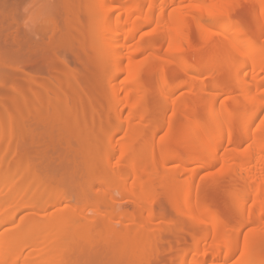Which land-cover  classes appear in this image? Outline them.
<instances>
[{
    "label": "bare ground",
    "instance_id": "6f19581e",
    "mask_svg": "<svg viewBox=\"0 0 264 264\" xmlns=\"http://www.w3.org/2000/svg\"><path fill=\"white\" fill-rule=\"evenodd\" d=\"M229 8L225 0H0V174L10 164L6 160L13 159L15 166L7 171L19 179V185L12 180L3 190L9 194L0 200V227L16 222L17 213L28 209L39 218L24 221L27 234L18 226L16 233L0 240V264H152L160 250L166 254L174 249L180 252L176 264H230L237 254L234 264L257 263L256 242L262 240V231L260 241L257 232L264 218V92L255 78L264 70V45L246 35L242 21L224 18ZM260 8L253 19L258 30L264 28V5ZM187 13L212 49L187 71L229 72L233 89L240 93L236 113L243 131L238 138H227L231 118L221 113L217 97L235 90L213 84L217 94L211 93L201 110L207 116L198 110L210 117L209 130L203 128L198 111L185 115L189 148L187 157L176 163L185 167L180 166L184 177L165 171L164 183L167 159L155 153L154 144V148L147 144L151 150L146 154L133 144L139 134L136 126L142 127L134 125V118H151L143 71L163 54L160 49L152 53L148 42L136 40L142 28H155L165 35L168 54L183 64L184 45L190 44L181 27ZM115 41L119 46L113 49ZM164 73L158 72L162 104L173 110L177 90L193 83L169 87ZM127 109L130 115L123 118ZM162 124L159 132L168 134L171 125L165 130ZM70 127L81 133L77 136L70 130L76 138L56 135V130ZM97 134L105 136H100L103 143ZM159 138L160 145L166 141ZM226 140L230 146L247 143L246 149H240V156L227 153ZM219 154L223 165L228 161L229 170L239 177L233 178L229 194L240 222L233 231L194 192L197 177L213 171ZM151 170L164 186L167 182L164 194L183 226L154 224L166 213L162 215L156 205L159 195L141 182ZM127 181H132L131 187ZM112 191L131 195L130 204L140 214L129 210L133 213L129 215H139L137 221L130 217L128 223H120L121 228L116 226L124 222L128 209L122 216L114 212L119 204L115 205ZM46 194L50 200L43 203ZM176 229L187 238L181 241ZM167 244L169 248L162 251Z\"/></svg>",
    "mask_w": 264,
    "mask_h": 264
},
{
    "label": "rangeland",
    "instance_id": "374dc122",
    "mask_svg": "<svg viewBox=\"0 0 264 264\" xmlns=\"http://www.w3.org/2000/svg\"><path fill=\"white\" fill-rule=\"evenodd\" d=\"M225 1H226V5L229 6L231 9L229 8L230 12L225 13L226 15H224V18H230V19H236V20L242 21V23L245 26V29H243V30H244V32L246 31V33H247V34L246 33L245 34L247 36H253V37L257 38V40L259 39L258 40L260 42L259 44L264 45V31L262 30L264 28H262V29L260 28V30H258L259 27H258V29H256L255 26L253 25V19L255 20L254 17H257V15L260 14V13L258 14L257 10L260 12V9H261L260 7H261L262 4L264 5V0H258V2H256L255 0H225ZM259 1H261L262 4ZM258 3H260L261 5L258 4ZM257 4H258L259 7H257ZM256 7H257V10H256ZM142 14H143V16L140 15L141 17H139L141 20L143 19L145 12H143ZM184 15H186V16H185V18L183 16V21H182L181 27L183 28V30L186 33H188V35L190 37V44H185L184 45L183 55L186 58L185 62H183V64L186 63L184 65L180 61H178L173 55L168 54L167 46H166V39H165V35L163 33H160L157 30H154L155 28H151V29L142 28L137 34V40H136L137 42L138 41L148 42L150 47H151V52L153 51L152 53L158 52V50L160 49L159 53L163 54L162 55L163 59L158 61L157 59L153 58L152 61H151V64L149 65V67H147L143 71L144 80H145L144 86H143V91L146 92L148 97H150L149 111H150V114H151L150 115L151 118L149 117L150 119L147 121V120H144L140 115H137L134 118L135 120H133L135 126L139 125V124H140V126L142 124V127L145 126L143 129H141L142 127L140 128L139 126H136L137 128H139V134H138V137L135 136V138H138V139H134L133 140V141L136 140L135 143L133 142L134 147L135 148L137 147V150L140 149L141 152L144 151V153L145 152L148 153V151L151 150V149H148L147 146H149V145H147V144L150 143V145H152V147L155 145L154 146L155 148L153 147L154 150H155V153L158 156L161 155V156H164L165 159H167L166 160V165H165V167L163 169L164 173H165V174L163 173L164 176L166 175V172H167V175L168 174L170 175L172 172H174L176 175H178L177 177L181 176L180 179H183V177H184V173H183L184 171L182 170V168L185 169V167L182 166L183 164L180 165V166H182V168H180V166L176 167V163L180 164L181 163L180 159H181V161H183L184 157L185 156L187 157V155H186L187 152L186 151H188L187 148H189L188 141L186 139V137H187L186 136L187 135V127H186L187 119H186L185 115L187 114L188 116L189 115L193 116L194 115L193 111L194 112L196 111V114H197L198 110L200 112H202L201 110L204 107L203 106L204 102L206 103V101L208 100V97L210 96L211 93L215 94L217 92L216 89L219 88V85H221L220 87H222V88H223V86L225 88L228 86L229 90H232V91L235 90L232 93H231V91L228 92L229 91L228 90L227 94L224 93V92L222 93V92H220V90H218V94H220V93L223 94V95L221 94V97H220V95L217 97L218 98L217 101H218L221 113H223V114H225V115H227V116H229L231 118V120L229 121V122H231V124L229 122H227V129L228 130L227 129L225 130V134H226V136H228L227 138L231 139L230 136L231 137L235 136L234 138H238L237 137V136H239L238 134H240L241 131H243L242 128H241L242 130L240 129L241 122H239V118H238L237 113H236V112L239 111L238 102L240 101V98H237L239 91H236L237 89H233V88H235V87H233V84L235 85V83H232L231 81H229V79L232 77V76H230L229 72L226 71L227 72V75H226V74H224V72H220V71H217V70L216 71L215 70H212V71L208 70V71H203V72H199V73L195 72L193 69L187 71V66L188 65L198 66L200 60L205 55L211 53L210 50H212V49H211V47H209V45L206 46V44H204V40L202 38L203 36L200 34V31H198L199 27L196 26V24L194 23L193 19L191 17H189L190 15H188V13L184 14ZM94 17H95V15H92L88 19H90V21H91ZM88 19H87V22H90ZM140 19H138L137 22H141ZM118 46H119V44L116 41L112 43V48L113 49L117 48ZM140 59L138 58V60H140ZM159 67H161V68H159ZM159 70L165 72L164 73L165 74L164 75V79H165L166 84L169 87H173V86L176 87V86H178V85H180L182 83H187V82H188V84L190 82L193 83V85L192 84H190V86L187 85L188 86L187 88L185 87L183 89L177 90L176 97H175L176 98V100H175L176 103H174L175 105H173V107H175V109L173 108V110H171L172 109V107H171L172 105H170L169 107H164L163 106L164 104H162V100L163 99H162L161 96H162L163 92H162L161 87H160V78L158 77ZM192 76L195 77V78H193ZM259 76H257L259 78H255V79L258 80V81L260 80L259 81L260 83L258 81H257V83L260 84L261 88L263 89V90L260 89L261 92H264V70L262 71V73L259 74ZM261 80H263V81H261ZM213 84L218 86V88H215ZM225 88H223V90ZM211 90H212V92H211ZM208 92H209V94H208ZM230 98H232V101H231ZM234 99H236V100L234 101ZM238 99H239V101H238ZM164 108H165V110L167 108H169L170 110L165 111ZM204 108H206V107H204ZM161 110H162V114L165 112L164 115L160 114ZM184 111H186V112H184ZM202 113L205 114L206 111L203 110ZM202 113H200V115L202 116L201 117V123H203L202 124L203 128H205L206 131H208L209 129H208V125L207 124L209 123L208 121H210V117L206 118V116H207L206 114L207 113L205 114L206 115L205 117H204V114H202ZM129 115H130V113H129V110L127 109V110H125L123 118H126V117L128 118ZM185 119H186V121H185ZM206 119H208V120H206ZM162 120H164V121H162ZM159 122L161 124H162V122H163V124H165L164 125L165 130L167 128H169V126L171 125L170 126L171 128L167 129V131H170L168 134H165V133H167L165 131H164V133L159 132L160 131L159 126H158V125H160ZM144 123H145V125L143 126ZM168 124H169V126H168ZM257 125H258V122H257ZM70 128L69 129L66 128V129L69 130V131L65 130L67 133L63 129L56 130V135H59L60 137L64 136V135L65 136L68 135V136L73 137L74 136L73 133L74 132L76 133V132L79 131L77 128H74V127H70ZM72 128H74V129H72ZM70 130L73 133L70 132ZM140 130H141V132H140ZM145 130H146V133H144ZM148 131H150V134H149ZM64 132H65V134H64ZM68 132H70V133H68ZM185 132H186V134H185ZM54 133H55V131H54ZM80 133L81 132H78V134L76 133V135L78 136ZM147 133H148L149 136L147 135ZM141 134H143V136H140ZM164 134L167 135V136H165ZM97 135H99L98 136L99 138H101V137L105 138V136H101L100 134H97ZM122 135H124L123 132H122ZM161 135L163 136V138L164 137L166 138V139L164 138L166 141L164 140L165 142L162 143L163 145L162 144L160 145V143L158 142L160 140L159 137H161V139H163ZM118 137L120 138V136H118ZM121 137L123 138V136H121ZM73 138H76V137H73ZM104 138H101L100 139L101 141L99 140L100 143H103L102 140H104ZM232 141H237V140L234 139ZM227 142L228 141L226 140L225 141V145H224V149H223V151H227V153L231 152V153L235 154L236 156H240L239 153H241V154L243 153L240 149H242L243 151L246 149L245 148L246 147L245 144H247V143H243V142L239 141L242 144H244V147H242V145L240 147L238 145V143H234L233 146H232V143H231V146H230V143H227ZM166 149L170 150V152L166 153V151H167ZM171 149H173V150H171ZM140 150H139V152H140ZM153 151H151V152H153ZM2 152H3V150H2ZM136 152H138V151H136ZM221 153H223V152H221ZM1 154L3 155V153L0 152V155ZM199 155L202 156V153H199ZM220 155L221 154H219L218 159H217V160H219V162L218 161L215 162L217 165L214 164L213 166L216 165L215 168L213 167V169H211L213 171H209L208 170V172H211V173H208V174H207V172H205L206 174L204 172L202 173V175L205 174V175H207V177L205 175H203L204 177L202 175L197 177V180L195 181V184H194V188H195L194 190H196V191H194V192H195V194H197L196 197L198 198V200L200 202H202V204L204 206L209 207L210 209H212V211L219 218V220L224 221L225 223L230 225L231 227L230 226L229 227H230L231 230L232 229L233 230H237V228H238L237 225L239 226L240 222H239L238 217H236V215H235L236 210H234L232 208L229 194H230V191L232 189V185L234 184L233 182L238 181L239 177L238 178L235 177V174L229 170V162L228 161L223 160L224 163H225V165H223L222 158H221L222 156H220ZM1 156H0V159H1ZM12 160L13 159H11V161ZM176 160H178L179 162H177ZM6 161H9L10 164H8V162H7L4 165L5 167H7V169H5V167H3L4 170H3V172H1L2 174H0V176H2V177H0V182L2 183V186H0V200L4 199V197H2V195L6 197L9 194V192H7V195H5V193H4L5 191H3L4 189H7V188L9 189L10 188L8 183H10V185H12L13 181H14V183L15 182L17 183L19 181L18 178L15 181L14 177L12 176V174H10V175L8 174L7 170L10 167L14 168L15 165L12 166L11 165L12 163H11L10 160H6ZM8 166H10V167H8ZM173 166H175L176 168L175 169L174 168L171 169L170 167H173ZM11 170H9V171H11ZM5 171H7L6 174H4ZM3 174H4V176H3ZM154 174H155V171L151 170L150 175H147L148 178H146V176L144 175L145 178L143 176L142 177L143 180L141 179L142 183L143 182L148 183L151 186V190L159 195L158 196V202L156 201V205H158L160 207V209L157 208V207L156 208L159 209L160 212L162 211V215H165V214H163L164 212L166 213L165 217L163 216L164 220L163 219L160 220L159 218H157V220L155 219L156 221H154V224L157 225L158 223L162 222V225H163V222H164V223H167V225H169V224L171 225L173 223L172 226H174V224L175 225L177 224L176 227L179 226V224H180V227L183 226V222L182 221H180V223H179V219H181V218H179V216L177 215L175 210L172 208L170 202L168 201L166 195L164 194V192L166 191V189H165L166 187L165 186H167V182H166L165 186L163 185L165 183L166 179H167L166 176H165V178L163 177L165 180H161L164 183H161V181L158 178L154 177ZM9 176H11V177H9ZM233 178H235L237 180L232 181V180H234ZM129 182L128 181L126 182V186H127V183H128V186L130 185L129 187H131L132 181H131V184ZM3 183L6 185L5 188H2V187H4ZM112 195L115 198V200H114V198H112L115 201V205H117L116 203L119 204V205H117V207L114 205L116 207V210H115V207H114V212L117 211V212L120 213V216H122L121 213H123V211L124 212L127 211V209H128V211H127L128 214H125L126 217L124 216V213H123L124 222H120L121 221L120 220L119 223L116 224V226L119 225L120 226L119 228H121V224L120 223L125 224L126 223L125 221L129 220L130 217L132 218V220L139 219V217H138L139 215H136L137 218H135V215H134V217L130 216L131 214H133L130 211L134 212L136 210L135 212L137 214H140V211H138L137 208L134 210L135 206L132 207V205H131L132 202H133V199L130 197L131 195L130 196H125V194H124V196H123V195H121V192H113ZM43 199H42L43 203L44 202L48 203L49 200H50V195L46 194L43 197ZM20 201H18V206L21 203ZM130 201H132L131 204H130ZM120 202H121V204H120ZM53 210H55V209L52 208V211ZM246 210H248V208H246ZM135 212H134V214H136ZM246 212L248 213V211H246ZM246 212H245V214H246ZM119 213H118V215H119ZM129 213H131V214L129 215ZM17 214H19V216L16 215L17 218L15 220H17V221L16 222L14 221L15 223L13 222L10 225L7 224L5 226L3 225V226L0 227V240L3 239L9 233L10 234L8 236H11L14 233H16V230L18 229V226L20 227V229H21V226H22V228L24 230V227H23L24 226L23 225L24 221L30 219L31 222H32V220H34V218L35 219H39L37 216L34 215L35 214L34 211L29 210V209L26 210V211L25 210L21 211V212H19ZM262 220L264 222V218ZM183 221H185V220H183ZM186 221H189V220L186 218ZM117 222H118V220H117ZM181 222H182V225H181ZM263 222L260 223L261 225L259 224L261 229L258 230L259 233L257 232L258 240L260 241L259 236H260L261 231H262V234H261V236H262L261 239L262 240L260 241V243L256 242V244H257L256 247L258 248L255 251L256 252L255 254L257 255L256 256V258H257V263L256 264H264V239H263L264 238L263 237L264 236V225H262ZM127 223H128V221H127ZM163 227H165V226L163 225ZM258 227H255L256 228L255 230L259 229ZM13 228H15V229L13 230ZM174 231H173V233H174ZM210 231H212V229L208 230V232H210ZM246 231H248V230H245V232L243 234L247 233ZM177 232H178V234H181L178 230L176 231V233ZM25 233L27 234V231H25ZM184 235L181 236V238H180L181 241H182V239L184 237H185V239L187 238L186 235L185 236ZM173 238L170 239V240H173ZM178 238H179V236H178ZM117 241L119 242V238H118ZM173 242H175V241H173ZM176 242H179V241L176 240ZM176 242L173 243V244L176 245ZM171 245H172V241H171ZM187 246H188V244H187ZM208 246H209V244H208ZM164 247L165 248L166 247L169 248V244L163 246L161 248L162 251L163 250L164 251L167 250V249L165 250ZM256 247H255V249H256ZM188 249H189V246L187 247V250ZM163 253L165 254V252H161V250H160V254L161 255L160 254H159V256L157 255V257L154 256L153 257L154 259H152V261H151L152 264H156L158 261H160L158 259V257L160 258L161 256L164 258V261L162 259V262L160 261V263H162V264H176L177 259L179 257L178 255H179L180 252H177L174 249V250H172L170 252L169 251L166 252L165 255ZM135 254H136V256H135ZM137 254H138L137 252L134 253V256H135V257L133 256L134 259H136V257L138 256ZM239 257H240L239 254H237L235 256V258H233L234 262L231 261L230 264H234L236 261H238ZM127 258H129V257H126V260H128ZM134 259L132 258V260H131V258H130V261L134 262ZM137 259H138V257H137ZM157 259H158V261H157ZM136 263L137 262H134L133 264H136ZM221 263H223V262L221 261Z\"/></svg>",
    "mask_w": 264,
    "mask_h": 264
}]
</instances>
